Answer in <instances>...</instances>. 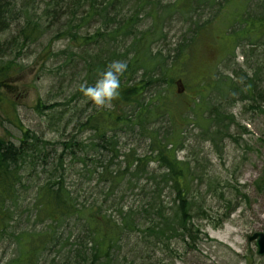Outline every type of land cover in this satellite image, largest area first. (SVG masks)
<instances>
[{
	"label": "rangeland",
	"instance_id": "374dc122",
	"mask_svg": "<svg viewBox=\"0 0 264 264\" xmlns=\"http://www.w3.org/2000/svg\"><path fill=\"white\" fill-rule=\"evenodd\" d=\"M11 1L0 0V4ZM14 1L16 10L23 6L40 25L42 35L34 42L22 43V37L17 35L23 24L20 16L0 28V61L12 60L15 70H19L10 81L15 84L10 94H19L15 99L17 106L12 112L0 106V134L10 132L19 136L21 126L42 139L61 142L74 138L89 145L95 140L93 131L84 130L81 122L91 113L112 105L97 106L79 90V84L85 79L94 83L113 60L127 61L129 55L123 53L127 52L132 37H104L87 44L78 39L71 43L68 37L60 35L73 10L66 7L70 0ZM158 1L168 15L161 24L163 32L153 51L159 52L163 66L169 68L166 78H172L173 83L159 80V69L155 70V79L144 78L145 88L138 101L142 106L124 105L115 111L114 115L124 117L127 124L115 133H108L113 136L115 148L103 151L99 157L103 162L112 160V168H123L127 154L143 156L151 150L154 135L164 141L169 135L179 134L181 142L176 146V156L189 162L192 201L204 213L192 211L195 214L191 220L192 238L177 236L160 243L153 238L141 241L130 236L123 240L124 250H130L138 241V248L132 251L138 264H264V254L259 255L255 241L249 239L264 229V35L254 44L243 38L233 46V30L242 29L244 23L248 28L251 26L249 20H241V13L242 19L257 18L264 13V0H215V6L206 5L192 15L181 9L170 11L167 6L174 0ZM85 9L78 7L77 19ZM118 10L121 17H127L136 8L133 1L126 0ZM148 10L149 6H145L137 12L135 34L151 27L154 19ZM195 20L215 23L207 29L208 37L197 45L193 57L177 58V50L185 51L190 44ZM252 23L256 28V22ZM99 26L100 20L93 17L77 29L78 35L89 36ZM69 50L74 51L71 58ZM99 61L104 63L102 69L97 75L90 73L93 63ZM206 71L212 77L203 79L207 85L196 96V87ZM143 77L146 76L138 71L134 80ZM193 100L204 105L201 117L210 123L206 132L199 125L200 117L190 108L194 106L189 105ZM37 102L44 107H35ZM131 114L139 115L142 122H130L127 117ZM216 129L219 132L214 135ZM86 149L89 157L97 159L93 149ZM51 160L48 165L36 163L29 172L30 179L24 182L21 190L24 207L15 224L18 229L40 226L33 224L29 208L35 186L53 171L57 159ZM64 162L65 181L80 202L98 203L104 212L116 216L120 211L131 210L140 224L144 221L143 209L155 202L162 203L168 215H172L174 194L162 180L164 170L156 161L147 167L152 175L145 173L131 179L127 176L114 193L100 179L101 168H95L94 161ZM13 251L9 240H4L0 245V264ZM53 256L56 257L55 251L49 255Z\"/></svg>",
	"mask_w": 264,
	"mask_h": 264
},
{
	"label": "trees",
	"instance_id": "16d2710c",
	"mask_svg": "<svg viewBox=\"0 0 264 264\" xmlns=\"http://www.w3.org/2000/svg\"><path fill=\"white\" fill-rule=\"evenodd\" d=\"M25 1L28 0H20L23 3ZM105 1L104 3V0H70L66 7L67 10L71 8L73 10L68 14L70 17L65 30L59 34L68 37L71 43L83 39L84 44L104 37L109 39L132 37L127 52L123 53L124 56L128 54L129 58L128 69L121 77V95L113 101L110 108L93 112L81 122L84 130L93 131L95 140L89 145L74 138L61 142L42 139L35 132L21 126L18 128L19 136L15 137L10 132L7 135L0 134V245L4 240H9L14 248L11 256L1 264H138L136 254L132 253L138 248L136 247L138 241H135L133 248L125 251L123 244L125 238L133 236L137 240L142 239L141 241L153 238L160 243L177 236L192 238L191 220L195 216L192 211L204 213L202 208L192 201L190 179L192 172L189 162L176 156V146L181 142L179 134L169 135L164 141L154 135L150 144L151 150L143 156L127 154L123 160L125 163L123 168H112V160L103 162V158L99 157L103 151L109 152L115 148L113 136H108V133H115L117 129L127 124L124 117L114 115L115 111L124 105L142 106L138 101L145 88L144 78H148L149 81L155 79L153 75L155 70L159 69V80L166 84L173 83L172 78L169 80L166 78L169 68L163 66L164 60L160 59L159 52L153 51L154 43L163 32L161 24L168 15L162 11L163 5H160L158 0H131L136 11L127 17H121L118 8L126 3V0ZM214 2L215 0H174L167 8L170 11L181 9L192 15L198 9H204L206 5L215 6ZM16 5L14 0L3 6L0 4V28L9 26L13 18L23 17V24L17 32L18 37H22V43L36 41L42 35L40 25L31 19L23 6L16 10ZM81 6H85L86 9L77 19V9ZM145 6H149L148 13L153 14V23L147 30L135 34L137 12ZM242 15L243 13L241 20H249L251 26L248 28L247 23H244L242 29L233 30L235 35L233 46L243 38H248L250 44H254L255 40L257 42L258 38L264 35V13L257 18L242 19ZM93 17H98L100 26L89 36H79L77 29L86 25ZM119 17L121 19H118ZM213 20L202 23L198 20L192 21L193 35L190 44L185 51L177 50V58L186 56L185 59H188L194 56L197 45L207 39L206 31L215 23ZM253 21L256 22V28L252 27ZM67 53L71 58L74 51L69 50ZM102 64L104 65L103 61L93 63L90 73L96 72L97 75L102 69ZM18 71L15 70L12 60L0 61V106L9 108L11 112L15 111L17 106L15 99L19 94H10L15 85L10 81ZM138 71L146 77L135 81L134 77ZM211 72L206 71L202 76L199 86L196 87V96L203 93L207 85L203 79L206 76L208 78V75L210 79ZM161 95L164 96V93ZM37 103L35 107L38 109L44 107L42 103ZM189 105H194L190 108L196 117H200L199 125L206 132L210 123H205V119L201 117L205 112L204 105L194 100ZM214 113H217L216 119L219 120L218 112ZM143 115L146 117L147 113ZM127 119L130 122H142L139 115L131 114ZM218 132L219 129H216L214 135ZM86 147L94 150L97 159L89 157ZM51 158H56L57 162L55 166L53 165V171L48 172L47 177L35 186L33 201L29 208V214L34 217L33 224L40 226L18 229L15 224L24 207L21 198L24 182L30 179L29 172L36 163L48 165L52 163ZM67 159L77 160L81 164L94 161L95 168L97 166L101 168L100 179L109 185L111 193L119 188L127 176L131 179L148 173V164L156 161L158 167L164 170L162 180L174 194L172 215H168L162 203L155 202L149 208L143 209L144 221L140 224L131 210L120 211L116 216L104 212L98 203L80 202L77 194L65 181L64 171L67 165L64 161ZM54 251L56 257L59 254L60 258L49 257Z\"/></svg>",
	"mask_w": 264,
	"mask_h": 264
},
{
	"label": "clouds",
	"instance_id": "9594fccd",
	"mask_svg": "<svg viewBox=\"0 0 264 264\" xmlns=\"http://www.w3.org/2000/svg\"><path fill=\"white\" fill-rule=\"evenodd\" d=\"M128 69V61L113 60L101 71L94 83L86 79L79 90L97 106L110 107L121 95V77Z\"/></svg>",
	"mask_w": 264,
	"mask_h": 264
},
{
	"label": "water",
	"instance_id": "95a60500",
	"mask_svg": "<svg viewBox=\"0 0 264 264\" xmlns=\"http://www.w3.org/2000/svg\"><path fill=\"white\" fill-rule=\"evenodd\" d=\"M250 240H255L257 253L264 254V230L262 232H255L249 237Z\"/></svg>",
	"mask_w": 264,
	"mask_h": 264
}]
</instances>
